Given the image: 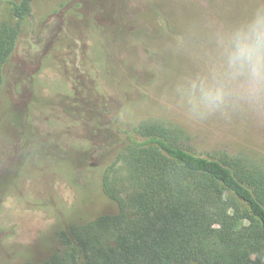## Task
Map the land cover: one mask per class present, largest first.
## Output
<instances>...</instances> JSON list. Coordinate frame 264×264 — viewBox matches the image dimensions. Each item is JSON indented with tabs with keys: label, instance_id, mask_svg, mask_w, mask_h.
Here are the masks:
<instances>
[{
	"label": "rangeland",
	"instance_id": "374dc122",
	"mask_svg": "<svg viewBox=\"0 0 264 264\" xmlns=\"http://www.w3.org/2000/svg\"><path fill=\"white\" fill-rule=\"evenodd\" d=\"M260 7L264 0H32L0 81V183L3 177L8 183L5 190L0 185V257L20 251L27 261L39 263L62 248L60 222L45 210L43 199L50 192L74 223L77 194L62 180L77 178L66 166L93 164L98 157L77 152L82 132L65 129V117L73 119L85 106L90 115L103 118L102 96L118 115L109 124L119 125L123 134L154 118L183 129L186 145L198 153L224 150L264 159V108L242 106L196 117L182 87L208 72L217 34L245 22ZM115 9L122 10L127 26L114 18ZM65 17L76 37L64 25ZM0 23L15 24L7 0H0ZM52 42L65 50L53 49ZM79 46L82 67L75 59L78 66H71ZM33 134L56 147L54 159L39 157L48 148L32 144ZM80 201L79 213L97 210L99 198L91 192Z\"/></svg>",
	"mask_w": 264,
	"mask_h": 264
},
{
	"label": "trees",
	"instance_id": "16d2710c",
	"mask_svg": "<svg viewBox=\"0 0 264 264\" xmlns=\"http://www.w3.org/2000/svg\"><path fill=\"white\" fill-rule=\"evenodd\" d=\"M7 1L15 24L0 23L1 82L32 0ZM114 14L123 18L120 9ZM120 19L116 20L127 26ZM64 25L76 37L68 17ZM52 47L60 44L52 42ZM75 51H66L75 54L69 64L75 66L76 61L81 66L80 46ZM49 57L41 62L45 64ZM102 99L103 118L90 115L85 106L78 108L73 119L65 117V129L82 132L77 152L98 158L93 164L69 162L66 166L69 175L77 178L62 180L77 194L71 207L74 223L63 204L50 199V192L43 199L45 210L60 222L57 237L62 248L39 263L27 261L20 251L9 252L0 257V264H264V159L224 150L198 153L186 145L183 129L154 118L123 134L119 125L109 124L118 115ZM34 137L32 144L48 148L39 157L54 159L56 147ZM0 185L4 190L8 186L4 177ZM90 192L99 198L97 210L79 213L77 204Z\"/></svg>",
	"mask_w": 264,
	"mask_h": 264
},
{
	"label": "clouds",
	"instance_id": "9594fccd",
	"mask_svg": "<svg viewBox=\"0 0 264 264\" xmlns=\"http://www.w3.org/2000/svg\"><path fill=\"white\" fill-rule=\"evenodd\" d=\"M216 56L204 75L186 88L193 116L247 106L264 108V7L243 23L217 34Z\"/></svg>",
	"mask_w": 264,
	"mask_h": 264
}]
</instances>
